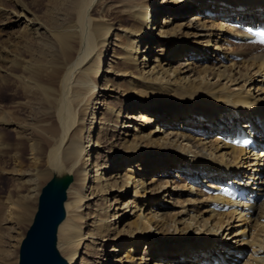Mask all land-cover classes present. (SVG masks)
Segmentation results:
<instances>
[{"label": "bare ground", "instance_id": "obj_1", "mask_svg": "<svg viewBox=\"0 0 264 264\" xmlns=\"http://www.w3.org/2000/svg\"><path fill=\"white\" fill-rule=\"evenodd\" d=\"M157 1L46 0L43 14L17 1L18 38L0 43V158L26 146L31 168L15 175L23 197L62 209L61 264H264V198L219 211L231 200L210 192L239 178L264 196L263 152L226 140L241 121L264 141V47L245 42L264 0ZM173 195L178 210L160 212ZM243 245L249 257L229 259Z\"/></svg>", "mask_w": 264, "mask_h": 264}, {"label": "rangeland", "instance_id": "obj_2", "mask_svg": "<svg viewBox=\"0 0 264 264\" xmlns=\"http://www.w3.org/2000/svg\"><path fill=\"white\" fill-rule=\"evenodd\" d=\"M19 1L21 4H23L26 8L29 10L38 13L43 14L45 12V3L46 0H0V7L3 11V9L6 12V16L3 14L2 17H0V21L3 22L0 24V43H9L15 40V38H18V29L16 24H14V15L20 12V6L16 4V2ZM161 0H158L157 2H160ZM19 3V4H20ZM67 7L63 5V7L59 10L60 12H65ZM186 14L181 18L189 23V19H191V16L193 14H196L197 10L190 8L185 10ZM188 11V12H187ZM162 22V20H161ZM191 23V22H190ZM157 25V24H156ZM156 27V26H155ZM182 60V59H181ZM229 63V62H227ZM226 63V64H227ZM183 64V63H182ZM1 65V63H0ZM183 66V65H182ZM248 88V86H247ZM256 88H254V94H258L260 91H257ZM252 92V91H251ZM4 93H1L0 98H9L10 94L6 93L5 96H3ZM260 95V93H259ZM262 96V95H261ZM19 115H21L23 118H28L31 113L29 108H22L19 112ZM34 115V114H33ZM36 116V115H34ZM173 128L165 127L164 130L173 131ZM126 132V131H124ZM131 132V131H130ZM84 135L87 134V131L85 130ZM93 141L96 140V137H91ZM10 141H13L12 136H9L7 138ZM16 147L11 145L10 148L6 150L5 153H3V156L0 158V170H3L0 172V264H18V257H19V248L20 243L28 230L29 226L32 224L33 215L36 213V207H37V197H31V199H26L24 196L25 190L22 189V186L19 184V179L17 178L19 172L25 171L31 168V164L29 163V160L27 159V148L26 146L19 147L16 150ZM116 146L115 148H117ZM96 149L93 151V159L91 160V167L92 163L95 160L96 156ZM100 154L104 155V152L100 151ZM101 158H105L100 156ZM108 157H106L107 159ZM141 161V160H140ZM140 163V162H139ZM139 163L132 164L133 166H137L139 168ZM90 164V162H89ZM128 165H120L119 174H124V169ZM131 167V166H130ZM132 171L134 170L133 167ZM6 171V172H4ZM133 175L138 177L137 174L138 171L131 172ZM174 172L171 171V174ZM181 175L183 174L180 173ZM151 173L147 174L145 177V181L151 177ZM17 176V177H16ZM48 175L43 176L40 179L41 184L45 183L46 178ZM170 180V179H169ZM184 181V180H183ZM182 181V182H183ZM184 183V182H183ZM170 186L172 185V182L169 183ZM173 186V185H172ZM131 193L133 192L134 188L133 185H131ZM118 192L115 191V194H113L111 199L116 196ZM132 196V195H131ZM131 196H127L124 199L129 200L131 199ZM171 196V195H170ZM168 196L167 201L170 203L165 205L167 207L161 208L160 212H176L178 210L179 203L177 202L175 206L173 205L175 203V199L181 200L180 197H176V195L172 196V199ZM36 197V198H35ZM25 198V199H24ZM30 201V202H29ZM105 201L101 200L100 204L104 205ZM174 209V210H173ZM177 209V210H176ZM173 210V211H172ZM87 211V210H86ZM85 211V212H86ZM146 213V211H144ZM130 217H126V220H129ZM34 220V219H33ZM32 221V222H31ZM127 222V221H126ZM125 222V223H126ZM239 224V222H236ZM243 227L236 230V232L243 231ZM249 229V230H248ZM251 227H246L245 229V238L249 240L251 238ZM235 231V230H232ZM237 239H241V236H238ZM233 245H237L235 243H232ZM239 244V243H238ZM242 246V245H241ZM243 245V247H240L238 249H233V251H237L242 249V254L238 258H231L229 259L233 260H239L243 262L246 260L245 258H248L251 254V245ZM249 246V247H248ZM145 246L141 244L139 246V250L137 251L136 255L139 256L142 255V252L144 251ZM245 251V252H244ZM234 252H232L233 254ZM264 256V254H262ZM136 257V256H135ZM139 263V261H137ZM196 263V262H195ZM198 263V262H197Z\"/></svg>", "mask_w": 264, "mask_h": 264}, {"label": "water", "instance_id": "obj_3", "mask_svg": "<svg viewBox=\"0 0 264 264\" xmlns=\"http://www.w3.org/2000/svg\"><path fill=\"white\" fill-rule=\"evenodd\" d=\"M62 217L60 207L51 206L43 200L38 203L35 219L20 243L18 264L62 263L53 244L55 228Z\"/></svg>", "mask_w": 264, "mask_h": 264}]
</instances>
